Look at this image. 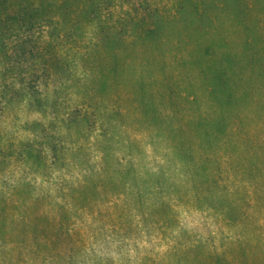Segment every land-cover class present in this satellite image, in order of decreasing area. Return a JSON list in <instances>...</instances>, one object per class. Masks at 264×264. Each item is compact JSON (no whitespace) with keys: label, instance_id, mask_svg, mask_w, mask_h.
<instances>
[{"label":"rangeland","instance_id":"rangeland-1","mask_svg":"<svg viewBox=\"0 0 264 264\" xmlns=\"http://www.w3.org/2000/svg\"><path fill=\"white\" fill-rule=\"evenodd\" d=\"M0 264H264V0H0Z\"/></svg>","mask_w":264,"mask_h":264},{"label":"trees","instance_id":"trees-1","mask_svg":"<svg viewBox=\"0 0 264 264\" xmlns=\"http://www.w3.org/2000/svg\"><path fill=\"white\" fill-rule=\"evenodd\" d=\"M179 156L181 157V156H184V155H179ZM188 159L193 164L191 168L196 173H199L198 175H202V176L207 175V176H212V177L213 176H218V178H220L221 181H222L224 175L222 173V170H221L219 164H216V163H214V161H211V165L210 166L207 164L205 167H202V166H199L198 162L195 161V157L194 158H188ZM152 172H153V170H152ZM153 174L159 175L160 173L159 172H153ZM166 176H168V175H166ZM162 178H164V176Z\"/></svg>","mask_w":264,"mask_h":264}]
</instances>
